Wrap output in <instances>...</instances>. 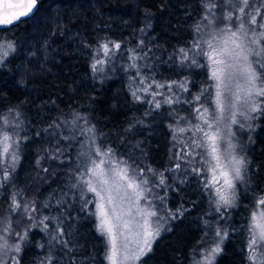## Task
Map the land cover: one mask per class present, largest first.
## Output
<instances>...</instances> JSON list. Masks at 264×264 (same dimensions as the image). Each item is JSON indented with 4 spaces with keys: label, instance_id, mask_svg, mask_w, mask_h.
Here are the masks:
<instances>
[{
    "label": "snow or ice",
    "instance_id": "1",
    "mask_svg": "<svg viewBox=\"0 0 264 264\" xmlns=\"http://www.w3.org/2000/svg\"><path fill=\"white\" fill-rule=\"evenodd\" d=\"M200 8L192 42L175 49L168 58L172 63L178 60L181 67L202 68L207 72L210 83L205 82L199 93H191L187 77L157 80L155 69L149 63L157 58L150 55L151 49L145 51L143 40L127 49V63L121 66V71L129 74V92L134 101L149 105L146 115L167 107V114L173 120L169 124L173 147L180 144V151L172 157L175 167L160 171L142 161L137 163L131 156L118 154L103 139L104 134L98 133L88 117L78 111L71 113L70 120L57 118L35 133L39 137L44 132L54 140V143L50 141L47 154L61 164L69 158L66 150H75V163L68 168V191L60 192L56 206L63 209L68 204L67 197L75 200L79 194L81 210H88L95 217L96 231L104 239L107 264H140L164 224L187 211L182 205L175 211L166 208V192L160 195L157 191L171 187L165 172L182 170L185 176L203 175V188L209 192L219 219L238 206L239 187L248 184V161L237 152L232 126L251 129L252 121L264 117V15L261 11L264 0L259 5L254 0H200ZM38 10V0H0V26L32 19ZM120 50L118 42L98 43L93 49V73H99L106 64L114 67ZM10 52H15L13 42L0 43V64ZM181 105H187L188 109ZM8 112L11 119L0 116V190H12L6 203H0V264H21L23 245L29 239V232L37 228L48 236L47 254L39 264H53L56 245L71 251V240L65 238L62 227L64 213L43 215V209L51 210L52 205L45 202L38 208L37 202L24 199L22 190L13 183L21 145L32 136L24 127L20 113L14 109ZM134 126L130 124L125 131H131ZM61 141L67 143L61 144ZM36 163L39 165L40 161ZM88 193L93 198H88ZM90 204L94 205V211L88 208ZM255 204L259 211L251 212L245 226L247 259L250 264H264V195ZM204 224L205 236L208 231H214L215 246H210L202 261L195 264H213L229 235L228 228L218 222L214 229L211 222L205 220ZM37 247L44 249L45 245Z\"/></svg>",
    "mask_w": 264,
    "mask_h": 264
},
{
    "label": "trees",
    "instance_id": "2",
    "mask_svg": "<svg viewBox=\"0 0 264 264\" xmlns=\"http://www.w3.org/2000/svg\"><path fill=\"white\" fill-rule=\"evenodd\" d=\"M254 2L259 5L260 0ZM38 9L34 18L0 28V43L15 45V52H10L0 64V116L11 119L8 109L18 111L32 136L21 145L13 183L22 190L23 198L36 201L38 208L45 202L52 205L51 210L43 209V215L64 213L62 227L65 238L71 240V251L56 245L53 264H107L104 239L96 231L95 217L88 210H81L79 194L75 200L67 197L68 204L63 209L56 206L60 192L68 191V168L75 163V150H66L69 158L61 164L47 154L54 140L44 132L39 137L35 133L57 118L70 120L71 113L78 111L88 117L98 133L104 134L103 139L118 154L160 171L175 167L172 157L178 152L179 143L173 147L169 129L173 120L167 107L146 115L149 105L134 101L130 95L129 74L122 71L118 75L107 64L94 74L92 55L98 43L118 42L121 50L116 58L123 54L124 65L127 49L143 40L145 51L151 49L150 55L157 58L149 61L155 78L174 79L176 75L164 76L162 69L181 67L178 60L172 63L168 58L175 49L192 42L194 25L201 16L200 0H39ZM261 11L264 15V9ZM181 69L177 75L190 74L189 88L193 94L205 82L210 83L204 69L200 80L198 73H190L192 68ZM179 107L188 109L187 105ZM138 120L143 123H136ZM251 123V129H241L237 141L241 155L248 161V184L239 187L238 206L219 219L215 204L203 188L204 179L185 176L182 170L165 172L171 187L157 191L160 195L166 192V208L175 211L182 205L187 211L164 224L140 264H195L205 247L213 244L214 231L205 236V220L211 222L213 229L218 222L229 232L213 264H250L245 226L251 212L257 209L255 200L264 195V117ZM130 124L135 126L126 132ZM11 190H0V203H6ZM50 196L53 199L49 200ZM87 196L93 198L92 193ZM88 208L91 210V204ZM38 244L45 248L37 247ZM23 249L21 264H39L47 254L48 236L39 228L32 229Z\"/></svg>",
    "mask_w": 264,
    "mask_h": 264
},
{
    "label": "rangeland",
    "instance_id": "3",
    "mask_svg": "<svg viewBox=\"0 0 264 264\" xmlns=\"http://www.w3.org/2000/svg\"><path fill=\"white\" fill-rule=\"evenodd\" d=\"M2 43H6V42H2ZM122 62H121V58H116L115 60H114V71H115V73L116 74H120V73H122V71H121V66H122V64H121ZM103 68H105V65H103ZM102 68V69H103ZM186 69V68H185ZM180 70H182L181 69V67H179V68H172V67H168V68H163L162 69V72H163V75L164 76H169V75H171V76H175L174 77V79H172V80H184L186 77L188 78V81H189V79H190V74L189 73H184V74H181V75H177V73H179L180 72ZM190 73L191 74H194L195 76H196V74L198 73L199 75H197V77H198V79L200 80L204 75H203V71H202V68H198V71H196V67H193L191 70H190ZM164 81H171L170 79H166V80H164ZM188 87H189V84H188ZM199 93V92H198ZM185 95V94H184ZM183 114H185V113H183ZM232 128H233V130L236 132V136H235V138H234V142L235 143H237V152L241 155V153H242V151L240 150V145H238V139H239V135L241 136V129H239L237 126H235V125H233L232 126ZM183 137H181V139H182ZM180 151V144H179V148H178V152ZM19 159H20V157H19ZM17 167V166H16ZM201 179H205V177L202 175L201 176ZM207 179L209 180V182H210V180H211V176L210 175H208L207 176ZM213 191H214V189H213ZM206 193H208V195H209V192L206 190ZM91 210L92 211H94L95 210V208H94V205H91ZM255 211H259V209L257 208ZM154 243V242H153ZM153 245V244H152ZM222 245V244H221ZM210 246H215L214 245V243L212 244V245H210ZM210 246H208V247H205V249L202 251V254L195 260V262L196 261H202V259H203V256L206 254V250L210 247Z\"/></svg>",
    "mask_w": 264,
    "mask_h": 264
},
{
    "label": "water",
    "instance_id": "4",
    "mask_svg": "<svg viewBox=\"0 0 264 264\" xmlns=\"http://www.w3.org/2000/svg\"><path fill=\"white\" fill-rule=\"evenodd\" d=\"M38 4H39V0H38ZM2 27H8V26H0V28H2Z\"/></svg>",
    "mask_w": 264,
    "mask_h": 264
}]
</instances>
